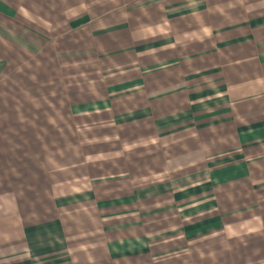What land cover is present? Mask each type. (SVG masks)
<instances>
[{
  "label": "crops",
  "instance_id": "obj_1",
  "mask_svg": "<svg viewBox=\"0 0 264 264\" xmlns=\"http://www.w3.org/2000/svg\"><path fill=\"white\" fill-rule=\"evenodd\" d=\"M89 115L169 146L193 132L198 181L52 175ZM0 207L20 226L12 264L195 262L200 241L204 264L260 262L264 0H0Z\"/></svg>",
  "mask_w": 264,
  "mask_h": 264
},
{
  "label": "rangeland",
  "instance_id": "obj_2",
  "mask_svg": "<svg viewBox=\"0 0 264 264\" xmlns=\"http://www.w3.org/2000/svg\"><path fill=\"white\" fill-rule=\"evenodd\" d=\"M73 124L75 127L74 147L59 148L57 150L58 163L55 164L56 168L52 170V175L58 171L59 178H62L61 173L63 172L71 176V178L69 177L70 180L80 179L81 174L84 177L88 174V177L93 179H102L106 176L114 177L115 174H120L132 178V182L141 185L159 181L163 176L168 175L169 171H172L171 178H177L174 181L178 182V178H181V182L194 184L198 181V177L196 180L193 174L198 173L206 165L203 162L204 156H207L210 151L208 147H194L193 132L187 133L184 140L185 145L178 147L177 142L179 140L169 141V146L167 141L163 142L159 137L157 138L155 133L150 131L134 132L130 131V128L125 132L117 131L105 116L104 118L98 115L76 117ZM67 143L70 142L67 141ZM170 161L173 165H169ZM40 166L41 169L39 170L43 172V175H47L46 171L50 172L48 165L43 164ZM62 179L58 180L61 183V185H58L59 189L60 186L64 187L67 183H73V181H68L69 179ZM44 183L49 184L50 181L46 180ZM11 198L13 197L11 196ZM25 198L28 201L29 198L34 197ZM1 215L0 212V264L3 263L2 258H5L4 263L16 262L17 260L14 257L22 252L18 250L20 248L18 244L14 245L13 243L18 241L20 226L17 225V221L13 222L12 219L7 224L6 222L2 223ZM215 246L216 244L214 242L210 243V241H207V243L200 241L193 244L190 249L191 253L196 252L202 257L201 260H195V262L189 254L186 255V261L180 257L179 262L176 255H168L174 258L154 261L153 264H184L189 261L192 264L208 263L209 260L206 257L210 258L214 255L215 250L213 248ZM253 253L252 258H245L244 264H264V258L260 259V262L257 261L260 257H257L256 247L253 249ZM7 258L11 259L8 261ZM198 258L200 259V257Z\"/></svg>",
  "mask_w": 264,
  "mask_h": 264
}]
</instances>
